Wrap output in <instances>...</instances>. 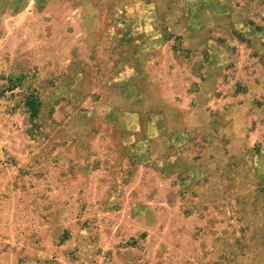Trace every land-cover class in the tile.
Listing matches in <instances>:
<instances>
[{
  "label": "rangeland",
  "instance_id": "obj_1",
  "mask_svg": "<svg viewBox=\"0 0 264 264\" xmlns=\"http://www.w3.org/2000/svg\"><path fill=\"white\" fill-rule=\"evenodd\" d=\"M0 264H264V0H0Z\"/></svg>",
  "mask_w": 264,
  "mask_h": 264
}]
</instances>
